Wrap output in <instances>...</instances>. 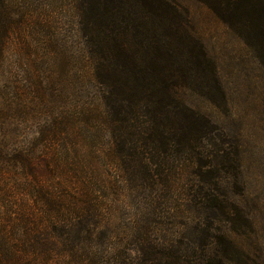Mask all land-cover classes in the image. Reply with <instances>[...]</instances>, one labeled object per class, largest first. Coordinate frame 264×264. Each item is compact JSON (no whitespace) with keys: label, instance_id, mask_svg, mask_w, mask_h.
<instances>
[{"label":"trees","instance_id":"16d2710c","mask_svg":"<svg viewBox=\"0 0 264 264\" xmlns=\"http://www.w3.org/2000/svg\"><path fill=\"white\" fill-rule=\"evenodd\" d=\"M197 1L264 68V0ZM0 5L9 18L7 0ZM70 6L83 66L72 105L68 72L48 49L41 74L16 49L24 86L5 75L12 23L0 22V129L10 111L46 120L11 151L3 143L11 136L0 138V264H264V246L234 196L239 135L180 95L227 110L187 10L173 0ZM87 83L97 102L87 101Z\"/></svg>","mask_w":264,"mask_h":264},{"label":"rangeland","instance_id":"374dc122","mask_svg":"<svg viewBox=\"0 0 264 264\" xmlns=\"http://www.w3.org/2000/svg\"><path fill=\"white\" fill-rule=\"evenodd\" d=\"M173 1L187 10L194 33L216 64L227 110L220 111L205 98L189 91L180 95L187 105L239 135L240 178L239 189H236L238 193L234 196L252 220L253 240L258 239L264 246V68L243 42L203 3L197 0ZM7 5L9 18L0 5V22L12 23L5 45V75L12 71L16 82L24 86L25 65L16 63V49H22V58L26 59L25 53L35 60L34 70L38 74L44 72L41 57L48 49L49 53L63 61L68 72L67 104H74L78 100L73 93L76 75L83 66L79 65L77 69L82 44L70 0H7ZM2 85L4 98L10 88L8 83L3 82ZM86 90L87 101L97 102L96 87L87 83ZM7 116L3 129H0V138L11 136L3 142L10 151L16 145L28 144L46 121L42 114L26 120L19 112L10 111Z\"/></svg>","mask_w":264,"mask_h":264}]
</instances>
